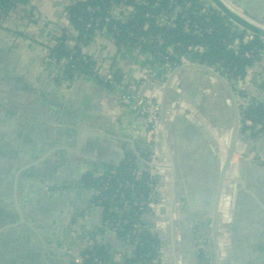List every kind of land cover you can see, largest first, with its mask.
<instances>
[{
	"label": "crops",
	"instance_id": "0c3cea01",
	"mask_svg": "<svg viewBox=\"0 0 264 264\" xmlns=\"http://www.w3.org/2000/svg\"><path fill=\"white\" fill-rule=\"evenodd\" d=\"M60 1L32 0V6L38 15L64 28L65 0ZM222 1L245 19L264 26L230 0ZM37 35L34 26L21 31L14 20L0 28V264H76L87 233L102 223L100 209L89 207L90 193L79 184L80 178L85 173L101 175L126 152H148L147 126L129 92L109 89L89 77L68 84L57 78ZM84 52L114 76L128 73L131 83L149 75L155 82L143 85V98L163 110L176 104L190 106L229 147L236 130V105L230 88L216 74L191 66L169 72L157 61L121 52L101 34L94 36ZM256 70L264 76V60ZM62 124L94 134L72 131ZM174 132L171 127L176 187L188 194L184 178L202 182L203 172L197 166L203 159L190 141L184 149L178 148ZM236 135L242 141L243 156L264 157L263 137ZM198 184L196 196L201 189ZM192 189L189 195L195 193ZM247 189L245 201L232 215L236 228L235 237L230 238L234 243L230 260L232 264H264L263 171L258 180L250 178ZM178 206L176 199L177 222ZM145 220L154 228V219ZM196 222V241L209 244L210 264H220L223 259L215 252L217 238L210 218L197 217ZM107 235L103 241L112 242L108 241L111 234Z\"/></svg>",
	"mask_w": 264,
	"mask_h": 264
},
{
	"label": "trees",
	"instance_id": "16d2710c",
	"mask_svg": "<svg viewBox=\"0 0 264 264\" xmlns=\"http://www.w3.org/2000/svg\"><path fill=\"white\" fill-rule=\"evenodd\" d=\"M30 1L32 0H0V16H5L17 5ZM110 1L75 0L72 6L64 9L66 27L62 29L56 45L46 50L52 60L58 61L66 55L71 57L63 72L68 80L95 75V62L85 54L84 48L90 44L95 33L103 28L114 32L113 40L117 47L136 44L154 57L157 54L166 55L176 68L182 64V58L192 53L195 47L204 49L202 52L192 53L201 64H207L211 68L220 65L230 78L238 81H243L246 67L257 66L260 62L257 56L251 60L244 54L251 48L263 51L264 40L255 36L252 42H241L237 51H233L231 42L236 38L241 40L245 31L232 33L231 22L215 8L207 9L204 0H143L148 5L158 3L153 10L140 1L114 0L117 5L123 1L126 6L132 7L125 22H117L111 17ZM187 3L190 7L185 10ZM174 11L179 12L176 13L172 26H159L156 23V16L161 12ZM106 17H111L107 25L104 22ZM186 23L190 26L198 25L203 30L200 34L187 33L184 30ZM206 29L211 32L207 33ZM150 36H160L163 44L158 46L156 41L148 39ZM67 41L73 46L65 44ZM80 43H83L84 48H80ZM169 48L172 50L169 51ZM114 78L121 81L119 75ZM103 86L111 89L107 84ZM241 113L252 123L250 127L242 128V135L250 139L264 138V99ZM137 168L135 155L126 152L117 164L109 163L101 175L85 173L80 178L79 184L90 193L89 207L100 209L102 223L100 227H94L87 233L85 249L76 264H95V259L107 264H159L161 242L154 228H149L148 222L144 220L146 218L152 222L153 219L143 204L147 199L145 193L148 191V174L144 173L135 181L133 173ZM127 183H131L134 188L126 187ZM173 218L177 219L176 212ZM106 222L118 224L114 233H110L105 227ZM107 233L111 234L108 241L110 238L112 242L103 241L108 236ZM194 233L196 234L195 230ZM123 248H127V251L124 252ZM203 255V250H200L199 261L208 262Z\"/></svg>",
	"mask_w": 264,
	"mask_h": 264
},
{
	"label": "water",
	"instance_id": "95a60500",
	"mask_svg": "<svg viewBox=\"0 0 264 264\" xmlns=\"http://www.w3.org/2000/svg\"><path fill=\"white\" fill-rule=\"evenodd\" d=\"M213 6L229 21L237 24L242 29L254 34L255 36L264 40V30L254 26L248 21L244 20L239 14L231 11L222 0H208ZM235 6L240 8L250 18L256 22L264 25V0H230ZM233 96L232 91L229 89ZM164 109V108H163ZM237 108H235V117L237 116ZM63 127L72 128L76 132L93 133L91 130L80 127L77 128L72 125H64ZM174 128V136L178 148L185 147L187 141H190L198 150L203 161L198 164L199 170L203 172V181H190L184 178L185 189L188 194H184L182 188L176 187L175 169L171 149L170 129ZM64 128L66 131L70 130ZM237 129L233 135L229 145V151L221 139L217 137L213 125L208 123L204 116L186 104H176L165 111L163 135L165 148V174H164V209H163V231L161 232L160 224L155 221V234L162 237V248L165 249L166 261L165 264H176L177 252H179V260L181 264H199L198 253L196 250L194 228L197 225V217L211 218V225L213 229V236L217 234L216 246L219 245L221 257L224 264H232L230 260V252H233L234 243H231L233 236L235 237V222L231 216L236 215L239 207L245 201V193L250 186V178L254 181L261 177V170L245 159H240L237 164L236 174L240 180V187L235 194H232L230 187H228L231 180L228 177V168L231 164L232 157L237 151ZM186 137V138H185ZM229 152V154H228ZM199 183V184H198ZM201 186L199 196H196V185ZM222 184V186H221ZM261 186L263 184H260ZM238 186V185H237ZM195 188V193H189ZM236 190V189H235ZM222 193V194H221ZM232 194V195H231ZM193 196V197H192ZM221 198V199H220ZM233 210L226 214V201L232 199ZM249 204H253L256 209L260 208L253 202L249 196ZM178 202V219L182 227V231L178 236V240L173 237L175 214L174 202ZM224 204L222 206V203ZM221 202V208L219 204ZM219 208V212H218ZM218 214V224L216 233V214ZM146 218H144L145 220ZM229 219V220H228ZM258 219L257 225H259ZM228 223V226H227ZM149 228H152L150 225ZM215 232V234H214ZM162 233V234H161Z\"/></svg>",
	"mask_w": 264,
	"mask_h": 264
},
{
	"label": "built area",
	"instance_id": "2783aa9c",
	"mask_svg": "<svg viewBox=\"0 0 264 264\" xmlns=\"http://www.w3.org/2000/svg\"><path fill=\"white\" fill-rule=\"evenodd\" d=\"M61 2L60 0H57ZM140 1L143 4H146L143 2V0H136ZM205 7L208 8H215L212 3H210L208 0H204ZM65 6L64 9L68 6H72L75 3V0H65ZM111 8L110 13L111 17L115 18L117 22H125L126 19L129 17L130 12L133 10L132 7L126 6L123 1H121L120 4H115L114 0L110 1ZM152 10L158 6V3H154L153 5H148ZM225 5L233 12H235L232 7L225 3ZM190 7V4L187 3L185 5V10ZM216 9V8H215ZM217 10V9H216ZM180 11V10H179ZM179 11H174L173 13H167V12H161L158 16H156V23L159 26H167L170 27L173 25V22L176 18V13ZM238 14L237 12H235ZM240 16V15H239ZM111 17H106L104 19V22L107 24L110 23ZM242 17V16H241ZM244 20L248 21L249 23L253 24L254 26H257L258 28H261L264 30V26L255 24L253 21H249L242 17ZM14 20L16 22L17 28L21 31L26 30L28 26H34L36 30L37 39L40 40L45 48H52L56 45L57 39L60 38L62 29L56 24H53L49 21H47L44 17L38 15V13L34 10L32 6V1L24 4V5H17L14 9L10 10L5 16H0V28L4 26L8 21ZM231 22V21H230ZM231 32L238 34L241 32L242 29L237 24L231 22ZM115 29V27H114ZM184 30L187 33L194 32L196 34H200L203 29H201L198 25L190 26L187 23L184 25ZM207 33H210V29L205 30ZM245 32L242 34L241 40L240 39H234L233 42H231V49L233 51H237L239 45L242 43H250L254 40L255 35L244 30ZM101 34L111 42H114L113 36L114 32H108L105 28H103L101 31L96 32L95 35ZM94 35V36H95ZM151 41H156L158 46H161L163 44V40L160 36H150L148 38ZM91 43V42H90ZM224 44H227L226 41H223ZM65 44H68L70 47L73 46V44L70 41L65 42ZM90 45V44H89ZM83 43H80V48L83 47ZM116 46V45H115ZM121 50V52L129 53V55L135 59H143V60H154L157 61L163 68H166L169 72L174 71L175 69H178L172 65L171 62H169V59L166 55H160L157 54V57L152 56L148 52H144L141 50V47L138 45L133 46H120L117 47ZM85 49V48H84ZM169 51L172 49L169 48ZM204 49L202 47H195L193 49V52H202ZM192 53L187 54L182 58V64L179 66H191V67H197L201 69H205L213 74H218L219 76L224 79V82L229 86L230 90L233 94V101L237 108V116H236V129L237 132L241 133V130L243 127H250L251 122L244 118V115L241 113L251 105L258 103L260 100L264 99V76H260L259 73L256 70V65L251 67H246V74L244 76L243 81H238L230 78V76L227 74L225 70H222L220 65H216L215 68H211L207 64H201L198 60L195 59V57L192 55ZM245 57L251 60H254L257 56L260 58V61L264 60V50H258L256 48L249 49L248 52H246ZM47 58L50 62V64L54 67V72L56 77L62 80V82L68 84L71 81L68 80L64 75L63 72L67 69L68 63L70 61V56L66 55L60 60H52L48 57ZM184 59H187L186 62H184ZM94 73L95 75L89 77L92 78V80H95L96 82H100L101 85L107 84L111 87V89L115 90H123L124 92H129V94L133 97V102L136 106L137 112H139L140 115L144 117L146 126H147V132L145 135L146 144L148 146V152L141 155L137 152L134 153L136 157V162L138 165V168L133 173L135 181H138L140 177L144 174H148V181H147V187L148 191L145 193L147 196L146 202H143L145 209L150 212V214L153 216L154 221H158L160 224V228L162 226V219H163V209H164V158H165V148H164V135H163V126H164V117H165V111L162 108H159L157 105L152 103L150 100L145 99L141 96L140 89L143 87V85H153L154 79H152L149 75H146L142 80L139 82H133L131 83L128 78V73H123L121 77V81L118 82L115 80L114 75L110 71H106L105 69L99 67L97 64L94 65ZM245 91V92H244ZM239 145V141L237 143V146ZM240 149V148H238ZM237 149V151H238ZM238 154L241 156V158H245V160L249 161L250 163L256 165L259 170L264 172V157H242V149L238 151ZM126 187L133 189L134 186L131 183H127ZM163 202V203H161ZM118 226L117 223L114 222H106L105 227L108 228V231L110 233H114L116 231V227ZM157 238L162 240L161 236L157 235ZM87 240V238H85ZM162 242L160 247V253H161V264H163L162 260ZM160 261V258H159ZM95 264H107L105 261L95 259Z\"/></svg>",
	"mask_w": 264,
	"mask_h": 264
},
{
	"label": "rangeland",
	"instance_id": "374dc122",
	"mask_svg": "<svg viewBox=\"0 0 264 264\" xmlns=\"http://www.w3.org/2000/svg\"><path fill=\"white\" fill-rule=\"evenodd\" d=\"M232 25V24H231ZM94 38V37H93ZM216 76L218 77V78H220V79H222V77L221 76H219L218 74H216ZM222 80H224V79H222ZM229 87V86H228ZM239 140V139H238ZM224 143V142H223ZM228 144V146L230 145L229 143H227ZM225 146H226V143H225ZM243 146V144H242V141L241 140H239V145H238V148H240L241 149V147ZM227 148V147H226ZM237 148V149H238ZM227 150L229 151V148H227ZM228 154H229V152H228ZM242 157H245V156H243L242 155ZM240 159H245V158H241V156L239 155V154H237V153H235L234 155H233V157H232V160H231V162H233V161H235V163H236V166H237V164H238V161L240 160ZM236 170H237V167H236V169L232 172V175H231V178H232V180L233 181H235L236 183H237V189L236 190H234L233 191V193L232 194H235L236 193V191L239 189V187H240V180L238 179V177H237V174H236ZM221 186H222V184H221ZM231 194V195H232ZM233 201H234V198H233V200H232V204H231V210L230 211H232L233 210ZM218 212H217V214H216V226H215V229H216V233H217V224H218ZM232 216H231V222H232ZM229 220V219H228ZM173 221H174V219H173ZM176 222H177V220L176 221H174V227H173V237H174V239L175 240H178V236H179V234H180V232L182 231V227H179V226H177V224H178V222H177V224H176ZM210 222H211V218H210ZM227 226H228V223H227ZM212 232H213V229L211 230ZM214 234H215V232H214ZM215 237L217 238V234H215ZM195 243H196V250H197V253H199V251L200 250H203V256H204V259H208V255H207V253L208 252H210L209 251V244H203V243H199L198 241H196L195 240ZM220 251V249H219V245H217V246H215V252H217L220 256H221V253L219 252ZM176 252H177V262H176V264H181V260H179V252H178V249L176 248ZM159 258H160V261H159V264H161V253H160V256H159ZM209 261V260H208ZM199 264H210V262H200L199 261ZM220 264H223V262L222 261H220Z\"/></svg>",
	"mask_w": 264,
	"mask_h": 264
},
{
	"label": "bare ground",
	"instance_id": "6f19581e",
	"mask_svg": "<svg viewBox=\"0 0 264 264\" xmlns=\"http://www.w3.org/2000/svg\"><path fill=\"white\" fill-rule=\"evenodd\" d=\"M216 133V132H215ZM218 137V135H217ZM219 138V137H218ZM220 139V138H219ZM238 151H240V149H238ZM164 163H165V158H164ZM236 169V163L235 161L231 162V164H229V168H228V177L231 180V182L229 183L228 187H230L231 191H234L235 189H237V183L235 181L232 180L231 175L232 172ZM164 174H165V168H164ZM222 194V193H221ZM221 199V198H220ZM232 199H229L228 201H226V214L227 212H229L230 210V204H231ZM163 203V202H161ZM224 204V201L222 203V206ZM219 207L221 208V202L219 204ZM218 212H219V208H218ZM163 231V219H162V226H161V232ZM162 234V233H161ZM162 260H163V264H165L166 261V256H165V249L162 252Z\"/></svg>",
	"mask_w": 264,
	"mask_h": 264
}]
</instances>
